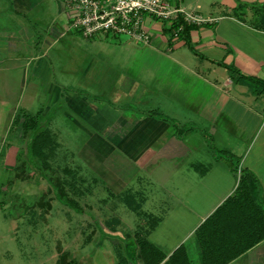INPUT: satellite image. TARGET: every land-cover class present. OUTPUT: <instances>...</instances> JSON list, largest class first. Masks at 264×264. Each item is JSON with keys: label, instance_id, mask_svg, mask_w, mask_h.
Returning <instances> with one entry per match:
<instances>
[{"label": "crops", "instance_id": "0c3cea01", "mask_svg": "<svg viewBox=\"0 0 264 264\" xmlns=\"http://www.w3.org/2000/svg\"><path fill=\"white\" fill-rule=\"evenodd\" d=\"M169 2L198 20L192 48L147 16L161 62L149 78L119 79L111 105L55 78L49 53L84 37L65 0H0V158H21L28 117L38 133L75 127L81 151L103 150L88 163L137 218L118 264H264V0ZM178 73L199 91L179 88ZM242 176L248 199L234 198Z\"/></svg>", "mask_w": 264, "mask_h": 264}, {"label": "rangeland", "instance_id": "374dc122", "mask_svg": "<svg viewBox=\"0 0 264 264\" xmlns=\"http://www.w3.org/2000/svg\"><path fill=\"white\" fill-rule=\"evenodd\" d=\"M155 22L164 23L160 19ZM83 38L77 45L53 48L49 53L56 64L55 78L69 80L75 88L82 83L94 98L111 105L118 94L119 79L149 78L151 64L161 62L160 53L152 49L156 42L150 47L126 35L111 34L103 39ZM162 73L157 70L158 77ZM175 80L185 93L199 91L197 78L178 73ZM146 98L152 100L153 95ZM74 129L63 125L61 133L49 128L43 132L47 134L40 158L30 149L37 131L29 133L27 146L20 149L23 157L13 166H6L4 149L0 158V264H88L92 254L104 256L105 264H115V259L122 263L120 249L134 230L136 215L89 165L93 156L103 157V150L96 148L93 153L87 147L81 151L86 134ZM104 151L108 154L109 150Z\"/></svg>", "mask_w": 264, "mask_h": 264}, {"label": "built area", "instance_id": "2783aa9c", "mask_svg": "<svg viewBox=\"0 0 264 264\" xmlns=\"http://www.w3.org/2000/svg\"><path fill=\"white\" fill-rule=\"evenodd\" d=\"M75 11L69 29L87 39L126 35L133 42L151 45L153 37L145 27L147 16L172 24L180 18L187 24L198 21L169 0H65ZM183 26L175 30L177 34Z\"/></svg>", "mask_w": 264, "mask_h": 264}, {"label": "trees", "instance_id": "16d2710c", "mask_svg": "<svg viewBox=\"0 0 264 264\" xmlns=\"http://www.w3.org/2000/svg\"><path fill=\"white\" fill-rule=\"evenodd\" d=\"M181 25L183 26L182 30H180L178 33H179V36L180 38H184L186 41H187V44L190 48H192L191 46V42H190V32L196 27V25H193V24H187L183 21L182 18H180V20L172 23V25L170 26L169 30L170 31H173L174 29L177 30L181 27ZM35 120V117H28L25 119L24 121V133L25 134H29L31 132H35L39 129V125L37 122L34 121ZM44 134L43 132H37L35 136H33L32 138V142H31V145H30V149H31V153L37 157H41L39 152L41 153L42 150H41V147L43 146V141L46 139H43L44 138ZM47 134V133H46ZM45 134V135H46ZM225 157H229L228 154H225L223 155ZM235 197H238V198H243L244 199H248L249 197H251L250 195V186L248 184V181L247 179L242 176L241 177V181H240V185L238 187V190L236 192V196ZM61 201L65 204H68L69 202L65 201V200H62ZM231 202V199L227 200L225 202V204H228ZM72 203H75V202H72ZM69 205V204H68ZM128 246V245H126Z\"/></svg>", "mask_w": 264, "mask_h": 264}]
</instances>
